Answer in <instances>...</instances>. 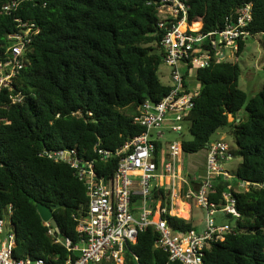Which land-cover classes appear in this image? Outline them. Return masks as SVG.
I'll return each mask as SVG.
<instances>
[{
	"label": "trees",
	"instance_id": "obj_1",
	"mask_svg": "<svg viewBox=\"0 0 264 264\" xmlns=\"http://www.w3.org/2000/svg\"><path fill=\"white\" fill-rule=\"evenodd\" d=\"M12 1L0 0V61H5L7 37L26 30L23 24L34 25L38 33L21 57L14 90L0 94V218L12 205L17 258L57 264L71 253L55 243L56 233L49 234L37 204L58 206L53 210L58 237L76 243L73 214L87 205V189L69 165L42 152L75 149L79 157L95 160L100 177H113L117 159L104 162L95 149L115 152L140 135L144 128L135 122L140 108L148 100L159 103L170 91L158 75L165 57L159 0H17L19 8L7 14L3 7ZM187 4L189 23L194 30L202 26L203 34L224 29L241 7L252 4L248 31L264 36V0ZM245 47L246 41H240L237 56ZM240 75L234 62L197 70L200 88L185 120L191 136L183 141L187 156L206 153L214 136L228 129L236 146L231 154L241 158L234 178H217L210 196L221 204L226 190L234 194L236 211L224 219L235 231L207 247L204 264H264V84L249 98L240 88ZM16 94L22 101L12 103L10 96ZM159 194L163 191L156 199ZM185 211L181 214L187 217ZM168 221L179 232L195 229L192 219ZM158 237L152 227L140 233L137 243L127 246L124 264H182L170 262L155 247Z\"/></svg>",
	"mask_w": 264,
	"mask_h": 264
},
{
	"label": "built area",
	"instance_id": "obj_2",
	"mask_svg": "<svg viewBox=\"0 0 264 264\" xmlns=\"http://www.w3.org/2000/svg\"><path fill=\"white\" fill-rule=\"evenodd\" d=\"M20 6L17 0L3 7L10 14ZM252 4L238 10L229 18L224 29L201 33L189 23L190 6L187 0H159L158 26L164 31L161 45L164 65L170 68V91L159 102L146 101L135 117L144 131L127 140L115 152L95 149L101 159L118 161L113 177L107 181L95 170V160L78 156L75 149L43 151L42 155L69 165L76 177L86 186L88 203L73 214L78 241L73 243L55 236L50 222H44L55 243H63L71 255L57 264L125 263L129 244H136L140 233L154 228L159 237L155 247L168 254L170 262L204 264L207 247L223 242L235 227L223 220L234 214L237 199L230 189L223 194V203L210 200L214 182L219 177L232 180L225 168L234 159L232 148L224 139L213 140L206 148V162L202 174L184 171L183 150L185 120L195 107L199 92L197 70L214 62H233L239 52V42L253 37L248 31L253 21ZM21 23V21H18ZM26 30L10 34L5 61H0V94L14 90L13 84L22 68L21 57L32 42L34 25L23 24ZM184 26V27H183ZM195 71V77L191 72ZM12 103L22 101V94L10 96ZM179 134L175 141L165 140V131ZM245 188L244 183H240ZM163 191L156 199L155 194ZM156 192V193H155ZM194 203V204H193ZM183 205L204 211V228L188 232L176 231L168 217L185 219ZM12 205L0 218V264H53L31 257L17 258L16 233L10 227ZM58 261L57 259L55 260Z\"/></svg>",
	"mask_w": 264,
	"mask_h": 264
},
{
	"label": "rangeland",
	"instance_id": "obj_3",
	"mask_svg": "<svg viewBox=\"0 0 264 264\" xmlns=\"http://www.w3.org/2000/svg\"><path fill=\"white\" fill-rule=\"evenodd\" d=\"M232 61L234 63H237L241 68L240 88L244 92H246L249 98L255 96L262 89V86L264 84V36L257 35L255 37L247 38L244 51L240 55L235 56ZM169 73L170 68L163 63L160 66L158 75L162 84L166 86H169L171 83ZM191 75L192 77H195V71H192ZM242 115H244V113H242ZM229 120L232 121L233 118L230 116ZM165 133L166 141H175L179 139L178 133L170 132L167 130L165 131ZM220 134L221 136H224V140L229 144L231 148L236 147L231 135L228 132V129H223ZM184 136L186 139H191L188 130L184 132ZM217 137H219V135L216 134L214 138ZM204 159V151L186 156L184 159V171L186 170L187 165L189 169L194 168L195 166L203 163ZM240 162L241 158H234L232 161L226 163L225 168L232 175H234ZM192 216V223L194 227L198 230L203 229L205 219L204 211L193 206ZM231 223L235 224V222L233 221H231Z\"/></svg>",
	"mask_w": 264,
	"mask_h": 264
},
{
	"label": "water",
	"instance_id": "obj_4",
	"mask_svg": "<svg viewBox=\"0 0 264 264\" xmlns=\"http://www.w3.org/2000/svg\"><path fill=\"white\" fill-rule=\"evenodd\" d=\"M58 206L49 208L43 204H37V211L42 219L43 222H50L52 227L55 229L56 236L61 234V230L59 227L58 222L54 218L53 210L57 209Z\"/></svg>",
	"mask_w": 264,
	"mask_h": 264
},
{
	"label": "crops",
	"instance_id": "obj_5",
	"mask_svg": "<svg viewBox=\"0 0 264 264\" xmlns=\"http://www.w3.org/2000/svg\"><path fill=\"white\" fill-rule=\"evenodd\" d=\"M217 135H219V137H217V138H214L215 140L216 139H224L223 137L224 136H221V134L220 133H217ZM233 160V159H232ZM232 160H230V161H232ZM205 162H206V153H205V159H204V161H203V163H201V164H199V165H197V166H195L194 168H191V169H189L188 168V165H187V167H186V171H190V172H192V173H198V174H202L203 173V171H204V167H205ZM188 208H187V207ZM184 208L185 209H182V212H184L185 210V212H186V214H187V217H185V220H190V219H192L193 218V216H192V214H191V216L192 217H190V215H189V206L188 205H185L184 206ZM182 215V214H181ZM198 230V229H197ZM199 230H201V229H199Z\"/></svg>",
	"mask_w": 264,
	"mask_h": 264
},
{
	"label": "bare ground",
	"instance_id": "obj_6",
	"mask_svg": "<svg viewBox=\"0 0 264 264\" xmlns=\"http://www.w3.org/2000/svg\"><path fill=\"white\" fill-rule=\"evenodd\" d=\"M184 27V26H183Z\"/></svg>",
	"mask_w": 264,
	"mask_h": 264
}]
</instances>
